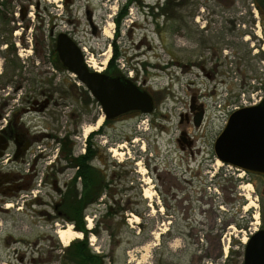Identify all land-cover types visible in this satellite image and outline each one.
<instances>
[{
	"label": "flooded vegetation",
	"instance_id": "af4514ba",
	"mask_svg": "<svg viewBox=\"0 0 264 264\" xmlns=\"http://www.w3.org/2000/svg\"><path fill=\"white\" fill-rule=\"evenodd\" d=\"M21 1L22 8L16 6L20 21L30 15L35 17L34 13L41 14L39 0ZM82 1L84 4L79 5ZM97 1L98 4L92 6L90 0H61V4L45 7L43 17L46 24H43V28L42 25L37 28H42V32H45L44 40L50 52L47 56H26V73L23 72L20 78L17 64L11 63L5 56L1 59L0 212L17 213L23 206L34 211L36 206L38 209L35 212L40 218H72L66 210V204L68 199L73 201L75 198L76 209L84 224L80 230L72 227L81 233V240H85L87 246L89 240L92 247L90 240L98 236L101 230L112 234L116 224L113 218H121L120 215L126 214L125 208L130 206L131 194L135 192L144 197V186L153 180L156 189L155 206L161 212V218L172 219L168 221L171 228H174V237H171L175 238L174 241L178 240L176 259L169 261L162 254L160 264H202L207 259L212 261L210 264H232V261L234 264H243L244 246H241V250L231 251L235 247L230 245L232 240L227 236V225L220 216L221 207L218 205V215L214 211V218L207 223L206 218H195L191 199L194 193L193 180L197 177L205 191L203 194L207 195L205 206L209 210L216 204L209 194L210 188L217 191V186H221L225 190V182H233L232 192L239 197H244V187L250 186V191L256 195L257 205L259 206V202L261 204L264 199V175L221 161L213 150L214 141L224 129L230 114L242 108L256 106L258 102L242 104L235 93L228 92L221 97L220 93L211 92L214 95L212 106L223 119L219 130L212 133L211 139L205 137L207 141L204 142L208 143L212 156L203 159L206 171L202 176L201 167L198 165L195 170L190 168L188 158L194 160V155L201 152L200 148L195 147L196 139L193 134H198L204 122L206 124L209 108L193 90L188 96L187 106L178 113L179 130L173 138L177 148L176 156L183 160V155H188L186 167L178 164V170L172 172L166 166H149V159L155 158V155L146 150V142L149 143L147 138L151 136L154 140L152 143L156 146L155 130L158 128L162 131V127L156 118L143 117L153 116L161 91L148 88L145 78L138 81V76L131 75L130 79L152 96L153 110L148 114L131 111L106 118L98 100L73 73L62 66L54 47L58 34L64 33L80 48L84 62L91 66L96 56H93L92 48L89 52L84 46L87 44L85 35L94 39L103 37L104 24L108 19L116 21L119 27V22L132 3L141 5L142 9H155L162 7V4L160 0L154 5H149L144 0H125L115 11L112 10L114 6L111 3L117 0ZM12 2L13 0L11 12L16 15ZM31 2H34V6ZM187 14L186 23L182 22L183 16L176 17L174 34L177 38L187 37L189 44H197L198 56H208V60L213 61L218 59L209 70L198 65L207 78L224 75L226 71L221 69V65L225 66L228 62H246L251 51L242 52L243 41L248 40L251 47H256L252 55L259 51V47L262 51L259 56L264 58V0H246L244 3L242 0H220V3L205 5L204 9L201 5L192 4ZM23 30L30 31V26L25 24ZM27 41L30 40L27 38ZM194 49L192 46V51ZM262 63L264 66V60ZM107 65L99 72L111 76H128L108 71ZM194 65L195 63L191 64ZM263 97L264 91L260 100ZM162 117L163 115L160 119ZM127 119H133L132 130L116 131V125L120 124L122 127ZM86 126L91 128L88 133ZM199 134L197 138L202 136V133ZM120 141L123 143L119 144ZM234 148L235 145L232 144L231 150L236 152ZM119 157L123 158L120 160ZM144 158L149 167L145 172L152 176L146 180L141 174L143 172H140V164L144 166ZM212 160L213 164H210ZM217 160L220 166L214 168ZM214 196L217 197L215 194ZM257 196L261 199L258 200ZM100 205L106 206V223L97 218ZM146 205L152 206L151 202ZM202 212L205 214L206 210ZM252 218L254 219V215ZM160 225H163V221ZM262 228L264 229L263 219L246 235V239ZM11 233L9 231L3 235L5 246L18 242V238H14ZM163 233L161 232L162 235ZM162 239L163 236L159 246L163 243ZM91 249L98 252L96 247ZM260 253H264V249L261 248ZM11 254L15 260L11 261L13 264H18L25 258L24 253L20 255L18 249L11 248ZM184 254L187 256L182 259Z\"/></svg>",
	"mask_w": 264,
	"mask_h": 264
},
{
	"label": "rangeland",
	"instance_id": "374dc122",
	"mask_svg": "<svg viewBox=\"0 0 264 264\" xmlns=\"http://www.w3.org/2000/svg\"><path fill=\"white\" fill-rule=\"evenodd\" d=\"M124 1L117 0L111 3L114 6L112 10L116 11V8H120ZM144 1L149 5L158 2V0ZM171 1L160 0L162 7H157L156 10L147 7L142 9L141 5L130 4L123 20L119 22V27H117L116 21L112 19H108V24H104V30L111 32L110 37L103 35L99 39H94L85 35L87 44L84 46L89 52L92 48L93 56H96L93 66L103 68L112 55V43L114 42L119 52V57L115 60L118 72L138 76V81L145 78L148 88L153 91H161L160 100L156 104L157 110L153 116L143 117L145 119L156 118L155 120L160 121L162 127V131H159L158 128L155 130L157 134L156 146L152 143L154 140L150 135L147 138L149 143L146 142V150L151 151L153 156L155 155V158L149 159V166L153 164L158 165V168L166 166L172 172L178 170L176 168L178 164L183 168L186 167L188 155L184 154L183 160L176 156L175 151L177 148L173 138L179 130L177 125L178 113L187 106L189 94L193 90L197 92L199 98L207 104L209 115L206 116V124L204 122V126L199 129L198 134H193L194 139H196L195 147L200 148L201 152L194 155V160L188 158V161L190 168L193 170L199 165L203 176L206 171L203 159L212 156L208 143L206 144L204 141H207V137L208 140L211 139L212 133L219 130L223 119L220 113L214 109L215 107L212 106L214 95L211 92L220 93L221 97L231 92V94H237L240 99L249 97V94L255 91L258 92V95H261L264 91V66L262 63L264 58L259 56L262 52L259 47V51L252 55L256 47H251L248 40L243 41L244 43L241 45L242 52L245 50L251 51L246 62L243 61L242 64H230L228 62L225 66L221 65L223 67L221 69L226 71L224 75L207 78L198 68V65H202L206 70H209L211 65L217 62L218 59L213 61L212 59L208 60V56H198L199 47H197V44H189L187 37L177 38L174 34L176 17L178 15L183 16L182 22L186 23L187 11L191 9L192 4L201 5L204 9L205 5H214L220 3V0ZM245 1L242 0L243 3ZM21 2V0H13L12 2L15 5L13 12H17L16 15L11 12L12 10H8L9 13H12L8 15L9 27L12 28L11 32L0 31V64L3 56L7 57L8 60L13 59L18 64L19 78L23 75V72L26 73L25 69L28 63L26 62V56H47L50 52L44 40L45 32H42L43 24H46L43 17L45 14L44 8L61 4V0H39L41 14L34 13L35 17L30 15L23 21L18 18L19 9L16 7L22 8L23 4ZM31 4L34 6V2H31ZM83 4L82 1L79 5ZM97 4V0H90V5L96 6ZM30 11L33 12V9ZM200 20L202 21V19ZM25 24L30 26V31L23 30ZM41 25L42 28H37ZM27 38L30 41H27ZM4 42L12 44L13 54L7 52L10 46L6 47ZM245 42H248V45ZM192 46L195 48L194 51H192ZM88 56H91V54L88 53ZM102 60L103 63H100ZM192 63H195V65L191 66ZM237 66L238 71H236ZM160 114L163 115L161 119ZM132 122L133 119H127L122 123V127L117 124L116 131L118 129L125 132L132 130ZM146 133L149 134V131H146ZM199 133H202V136L197 138L200 135ZM122 158L119 157L120 160ZM144 161V166L140 164V172H143L141 174L146 180L147 177L152 178V176L150 173L145 172V169H149V167L145 164L146 159ZM210 164H213V160L210 161ZM217 166L220 165L214 164V168ZM210 170L213 171V169ZM193 181L194 193L191 200L195 218H206L207 223L208 220L211 222L214 218L213 212L215 211L218 215V207L223 206L224 209L219 210L221 218H223L225 225L235 227V230L226 227V232H233L237 235L234 238L232 234L227 233V236H230L232 240L230 245L235 247L231 251L241 250L239 240L257 227L262 219L264 220V199L261 200V204L259 202L258 206V202L255 200L256 195L250 191V186L244 187V197H239L235 192H232L233 182H225V190L221 186H217V191H214L212 187L210 188L209 194L216 201V204L211 206L209 210L205 206L207 195L203 194L205 191L200 181L197 177ZM153 185L154 181L152 180L144 186V192L148 190L150 198L138 196L135 192L131 194L130 206L125 208L126 214L120 215L121 218H113L116 224L111 235L108 231L101 230L98 236L91 237L92 247L89 240H87L89 250H92L90 252L102 256L103 264H160L159 259L162 254L169 261L176 259L177 250L175 248L178 246V240L174 241L175 238H172L174 237L172 235L174 228H171V224H168V221L172 219L161 218V212L155 206L156 189ZM214 194L217 195L216 198ZM257 199L260 200L261 198L257 196ZM147 202H151L152 206H147ZM238 203H240L239 208H237ZM18 205L22 207L21 203ZM105 208L104 205L99 206L97 218L103 219L106 223ZM35 209H38V207L35 206ZM35 209L29 211L23 206L17 213L0 212V264H13L12 262H15L14 256L11 254V248L18 249L20 255L24 253L25 258L18 264H72L70 260L66 259L65 255L66 249L73 240L69 245L63 246L55 233L58 228L65 227L66 222L58 218H40L37 216ZM203 210H206L205 214H203ZM223 210H225V213ZM252 215H254V219ZM133 217H137L136 221ZM161 221H163V225H160ZM67 224L73 231H76L70 222H67ZM167 228H169V231H166ZM9 231H12L11 234L14 238H18V242L9 244L8 247L5 246L3 235ZM161 232H164L163 235ZM161 236H163V243L161 242L162 245L159 246ZM35 241H37L36 244ZM93 247H96L98 252L93 251L91 249ZM161 247L163 248L160 250ZM186 256L184 254L182 259H185ZM210 262L212 261L207 259L202 264H210ZM231 263L234 264L233 261Z\"/></svg>",
	"mask_w": 264,
	"mask_h": 264
},
{
	"label": "water",
	"instance_id": "95a60500",
	"mask_svg": "<svg viewBox=\"0 0 264 264\" xmlns=\"http://www.w3.org/2000/svg\"><path fill=\"white\" fill-rule=\"evenodd\" d=\"M54 49L62 66L73 73L98 100L106 118L131 111L148 114L153 110V99L148 91L126 76H111L90 70L84 63L80 48L64 33L58 34ZM232 144L236 152L231 150ZM213 150L221 161L264 175V97L258 105L230 114L224 129L214 141ZM261 248L264 249L263 228L252 234L244 244L243 264H264Z\"/></svg>",
	"mask_w": 264,
	"mask_h": 264
},
{
	"label": "trees",
	"instance_id": "16d2710c",
	"mask_svg": "<svg viewBox=\"0 0 264 264\" xmlns=\"http://www.w3.org/2000/svg\"><path fill=\"white\" fill-rule=\"evenodd\" d=\"M11 0H1L0 2V31H8L11 32V27H9V17H8V10H11ZM6 28V29H5ZM6 47H9L7 49L8 53L13 54L14 51L12 49V44H7L4 42ZM111 59L108 62L107 70L111 71L113 73H117L119 70H117L115 60L119 57V52L117 49L116 44L112 43V55ZM10 62L13 64H17L13 61V59H10ZM18 65V64H17ZM75 198L73 201L69 200L66 204V210L70 212L72 218H58L65 220L66 222H70L73 227L76 230H80L83 228V220L80 218V215L78 214V211L76 209V203ZM66 259L70 260L72 264H103L102 263V256L98 254L91 253L88 249V246L86 244L85 240H75L71 242L69 247L66 249Z\"/></svg>",
	"mask_w": 264,
	"mask_h": 264
},
{
	"label": "bare ground",
	"instance_id": "6f19581e",
	"mask_svg": "<svg viewBox=\"0 0 264 264\" xmlns=\"http://www.w3.org/2000/svg\"><path fill=\"white\" fill-rule=\"evenodd\" d=\"M104 35L107 36V37H110L111 36V32L108 31V30H104ZM91 67L94 68L95 70H98V71L101 70V69L95 68V66H93V63L91 64ZM101 120H102V118H100L99 121H101ZM90 129L91 128H87L86 129V133H88L90 131ZM219 164H220V162L217 160L216 161V165H219ZM144 197L145 198H150V192L148 190H146L144 192ZM133 218H135L134 220L136 221L137 217H133ZM55 233H56L57 238L59 239V241L64 246H67L74 239H79L80 236H81L79 232L73 231L69 225H67V226H65L63 228H58L55 231ZM242 240L245 241V238L242 239Z\"/></svg>",
	"mask_w": 264,
	"mask_h": 264
},
{
	"label": "built area",
	"instance_id": "2783aa9c",
	"mask_svg": "<svg viewBox=\"0 0 264 264\" xmlns=\"http://www.w3.org/2000/svg\"><path fill=\"white\" fill-rule=\"evenodd\" d=\"M259 98H260V95H258L257 91L251 92L249 94V97L243 98V99L241 98V102L240 103H242V104L255 103V102H257L259 100ZM220 207H221V209H224L223 206H220ZM229 228H232L233 230H235L234 226H227V229H229ZM239 231H241V230H239ZM250 232L251 231H249L248 233H250ZM228 233L232 234L233 236H237L236 234H233V232H228ZM245 236H243L240 240L243 241L242 239H244Z\"/></svg>",
	"mask_w": 264,
	"mask_h": 264
}]
</instances>
